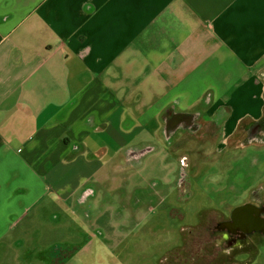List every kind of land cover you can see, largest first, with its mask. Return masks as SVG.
I'll return each instance as SVG.
<instances>
[{
  "label": "crops",
  "instance_id": "obj_1",
  "mask_svg": "<svg viewBox=\"0 0 264 264\" xmlns=\"http://www.w3.org/2000/svg\"><path fill=\"white\" fill-rule=\"evenodd\" d=\"M263 123L264 0H0V264H65L8 257L43 204L97 219L120 173L159 170L163 210L188 217L206 167L241 173L240 151L264 141L248 127ZM202 124L217 141L200 143ZM233 209L227 253L249 246L233 240L246 222Z\"/></svg>",
  "mask_w": 264,
  "mask_h": 264
},
{
  "label": "rangeland",
  "instance_id": "obj_2",
  "mask_svg": "<svg viewBox=\"0 0 264 264\" xmlns=\"http://www.w3.org/2000/svg\"><path fill=\"white\" fill-rule=\"evenodd\" d=\"M206 126L201 125L200 135H203L199 141L204 144L208 140L212 144L217 141L219 126L205 135ZM248 130L264 132V123L249 125ZM238 156L236 166L239 164L241 173L235 171L236 167L225 172H220L221 167L217 165L213 171L206 167L202 176L212 173L205 178L211 184L201 185L200 191H194L192 202H185V207L195 210L184 218L170 217L166 212L169 208L160 203L163 183L168 179L159 170L141 169L136 177L120 173L112 187L99 189L97 208L93 210L97 219L71 214L67 204L52 209L43 204L48 210L42 207L45 211L40 214L43 215L28 227L29 234L24 235V242L20 244L19 261L14 262L9 256L8 263L264 264V236H252L253 228L236 230V227L232 234L233 240L241 243L243 233L247 240L244 243L249 246L236 248L231 253L224 250L221 224L229 216L228 208H234L235 216L236 210L253 207L256 216L264 218V199H261L264 198V141L262 146L259 141L258 145L248 146ZM234 182L240 184L241 195L236 191L238 188L231 189ZM175 197L173 192L170 198ZM223 197H226L225 204L217 202ZM256 243L262 244H258L259 254L253 259ZM242 250L249 251L251 259L246 260L248 253L241 254ZM238 254L241 255L237 257Z\"/></svg>",
  "mask_w": 264,
  "mask_h": 264
},
{
  "label": "flooded vegetation",
  "instance_id": "obj_3",
  "mask_svg": "<svg viewBox=\"0 0 264 264\" xmlns=\"http://www.w3.org/2000/svg\"><path fill=\"white\" fill-rule=\"evenodd\" d=\"M256 209L253 208V207H245V208H240L239 210L236 211L235 215L236 217H242L244 216L246 218V222L245 221H242L240 222V224L238 225V227H240L241 229H244V228H253L254 223H256V221L253 220V218H255L256 216ZM257 218V216H256ZM234 223V222H233ZM238 230V229H237ZM243 236H241L240 238H242L241 240L243 241L244 239V234L241 233ZM237 241V239H235ZM234 240V241H235Z\"/></svg>",
  "mask_w": 264,
  "mask_h": 264
},
{
  "label": "clouds",
  "instance_id": "obj_4",
  "mask_svg": "<svg viewBox=\"0 0 264 264\" xmlns=\"http://www.w3.org/2000/svg\"><path fill=\"white\" fill-rule=\"evenodd\" d=\"M223 236L224 240H228L230 238L229 234L227 232L221 234Z\"/></svg>",
  "mask_w": 264,
  "mask_h": 264
}]
</instances>
